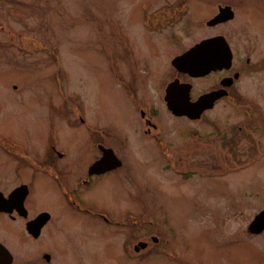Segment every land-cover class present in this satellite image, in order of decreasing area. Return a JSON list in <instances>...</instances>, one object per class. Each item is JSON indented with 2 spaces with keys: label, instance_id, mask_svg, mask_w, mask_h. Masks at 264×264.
Returning <instances> with one entry per match:
<instances>
[{
  "label": "rangeland",
  "instance_id": "1",
  "mask_svg": "<svg viewBox=\"0 0 264 264\" xmlns=\"http://www.w3.org/2000/svg\"><path fill=\"white\" fill-rule=\"evenodd\" d=\"M133 5L125 0H0V191L6 195L25 184L33 191L32 215L39 211L52 215L48 231L36 242L21 234L23 221L11 223L0 215V243L10 249L14 264H36L43 252L52 256L51 264L58 259L73 261L86 252L84 247L89 246V240L90 259L96 260L89 259L90 264H107V260L95 259L101 247L108 249L107 253L117 249L122 261L111 259L108 264H202L218 259V250L213 247L238 242L235 253L239 264H261L264 234L252 238L247 227L264 208V163H249L244 146L240 160L225 158L229 155L218 145L206 120L171 118L163 102L170 57L213 32L201 25L207 16L178 13L179 18L172 21L167 31L151 36L157 46L155 56L142 61L146 36L134 34L142 25L129 21L128 10ZM107 10L110 27L105 20ZM259 25L264 28V18ZM242 26L248 27L234 22L223 29L234 45L238 44L236 39ZM105 34H109L112 54L120 55L112 59V64H124V50L136 54L134 62L142 65L143 72L144 65L151 64L154 73L140 78L137 96L145 108L158 110L159 136L171 146L167 149L171 152L162 154L153 149L150 140L142 138L139 123L129 111L130 96L120 90L121 85L106 77L103 59L96 54L97 49L103 53ZM246 38L242 37L240 44L246 48L253 46ZM261 43L264 46L258 39L256 52L263 57ZM237 54L242 60L244 52ZM252 77L245 75L239 93L251 107L263 110L264 98L258 97L257 81ZM182 79L192 85L193 96L213 84L212 80ZM107 99L109 106L117 109L115 115L121 108L126 111L123 117L112 119L119 123L118 129L125 128L134 134L127 138V151L115 148L126 159L124 168L94 185L99 191H88L83 197L91 199L90 207L105 211L116 222L126 217L125 228H107L101 222L80 217L83 225H75V217L65 210L67 201L62 199L56 180L46 172H34L38 168L35 164L41 161L40 142L44 138L55 142L59 137L58 125L64 130L72 129V118L70 122L58 120L61 108L58 112L56 108L69 111L73 100L80 112L103 116L109 112L103 110L107 108L103 105ZM229 107L234 105L226 101L210 115L227 116ZM70 144L71 138L57 142L67 151ZM22 146L28 159L21 156ZM167 153L172 159L167 158ZM151 237H156L159 244L153 245ZM124 240L126 250L121 245ZM138 241L149 245L138 256L142 262L134 260L133 246ZM62 245L68 249L60 256L56 247L59 250ZM114 257L118 258L117 253Z\"/></svg>",
  "mask_w": 264,
  "mask_h": 264
},
{
  "label": "flooded vegetation",
  "instance_id": "2",
  "mask_svg": "<svg viewBox=\"0 0 264 264\" xmlns=\"http://www.w3.org/2000/svg\"><path fill=\"white\" fill-rule=\"evenodd\" d=\"M209 1H212V3H209ZM125 2L134 4L128 10L130 16L129 21L135 25H142V28H139L136 32H134V34L138 36H146L144 40L142 39L143 47L145 48V56L142 57V61H150L154 58L157 46L154 45L153 38L151 36L162 35V33L167 31L169 26L172 25V21L179 18L178 13H187V15L194 14V16L199 18L207 16L201 21V25H204L207 29L212 30L213 32L204 36L199 40V42L193 44L191 48L205 40L222 38L231 54L230 67L207 71V63L204 64V71H206L205 74L201 77L193 78L189 74L180 72L174 66H172V62L176 58L182 56L191 48L171 56L169 59L170 73L164 80L163 102L166 88L173 82L191 86L190 99L192 102H195L201 96H209L213 94V96H216V99H212L213 102L211 107L205 109L198 120L186 119L189 121L206 120V125L210 128L211 134L218 138V145L224 148L229 155L225 158H231L233 161L240 160V154L242 153L241 148L244 146L246 148L245 150H248L249 153L247 156L249 163H264V118L262 117V112L264 114V108L261 110L260 108L251 107V105H249L244 97L239 93L240 89L242 88L245 75L251 74L254 75L252 78H255L257 81L255 87H257L258 97L264 98V56L262 57L256 52V44L258 39L259 42H264V28L259 25V21L264 18V6H261L262 3L264 4V0H145L141 2L125 0ZM158 4L161 5L158 6ZM226 7L229 8L232 18L228 21H221L210 26L209 23L220 14L221 9ZM109 14L110 11L107 10L105 13V20L106 25L108 26L110 25ZM259 17L261 19H259ZM234 22L239 24V26H241L243 23L247 24L248 26H242L239 29L238 34L240 36L238 39H236L238 43L236 45H234L232 40H230L223 33V29ZM109 27L108 31L110 30ZM105 31L107 30L105 29ZM256 34L258 35V39ZM170 36H172V34ZM242 37H247L246 41L250 42L253 46H248V48L243 47L240 44V42L243 41ZM104 39L105 44L103 53L101 54V52L97 49L96 54H98V57L103 59L104 70L106 69L108 72L106 77L109 79V81L113 80V82L121 85L120 90L126 91V95L130 96L132 106L131 110L129 111L132 114L131 117L137 120L139 123V133H141L142 138L148 139L153 143L152 147L154 150H158V152L160 151L162 154H166V151L171 152L170 150H167L168 148H171V146L164 143L163 139L159 136L161 135V131L158 124V110L149 107L145 108L141 99L137 96L138 89L136 84L141 83L140 78L147 75L152 76L154 73L151 64H145V71L143 72L142 65L134 62L136 54L129 50H124V54L122 55L123 57H121L122 60L124 59L123 65L117 64L116 62L115 64H112V59L117 57L120 58V55L118 56V54H112L109 34H105ZM261 44V48H264L263 43ZM218 46L223 45L219 44ZM238 51L244 52L242 60L238 59ZM120 52L122 53V50ZM214 56L217 55L214 54ZM205 60L208 62L206 57ZM142 74H144V76H142ZM182 78L194 80H212L211 82H213V84L210 87L208 86L209 88L205 89L201 93L193 96L192 85L189 84L188 81H184ZM56 79L57 77L54 78V82H56ZM56 84L57 88H60L59 84ZM226 101L229 104L234 105L233 108L229 107L230 110L227 116L219 114L214 116L210 115L213 111H215L219 104H223ZM71 103L72 107L69 109L70 113L62 107L56 108L57 112L61 108L57 116L58 120L63 118L66 122H70L72 118L71 131L70 129L64 130L58 125L59 132L57 131L56 134H58L59 137L54 139L55 142L51 139L46 140L45 138L40 142L39 148L41 149V153L39 154V158L41 161L40 163L35 164V166L38 168L34 170V172L35 174H40L42 171L46 172L48 176L56 180L58 183V191L61 194L62 199L67 201L65 204L67 205V209L65 208V210L75 217V225H83L82 222L78 220V217H80L94 220L93 222H101L105 224L107 228H110L111 225H117L118 228H125L127 219L126 217L118 222L112 220L107 216L105 211L90 207L88 203L91 201V199H85L83 195H85L88 191H99L100 189H96L94 185H97L99 181L124 168L126 159L124 155L121 156L120 152L115 148H121L123 151H127L129 147V141L127 138L132 137L134 132L125 128L122 130L118 129L119 123H116L113 120H117V117H123L126 115V111H123L122 109L124 108H121V110H119V114L115 115L114 112L117 109H112L111 104L109 106L110 101L107 99L103 104L107 108H103V110L108 109L109 112H106V114L103 113V116L100 113L93 116L92 113L84 114V112H80L79 107L76 106L73 100ZM164 106L166 113L172 118L173 115L167 109L165 102ZM130 113H128L129 116ZM111 120L113 121L114 126L117 128L116 130L112 128ZM241 120L243 124H240ZM220 126H222V128H220ZM224 126L228 127L225 129ZM138 129H136V131ZM61 138L65 142L71 138V144L69 145L70 149H68V151L67 149L61 148L59 145H57V142H59V139ZM52 143H55V145H52ZM25 150L26 149H24L22 146V151L24 152L21 156L23 159H28V155L25 153ZM107 150H111L113 152L118 160H120L121 165L117 169L100 173L98 170L101 169L100 166H97V169L93 167L97 163L101 162L103 158H107ZM71 151L74 152V155L70 154ZM166 156L168 159H172V155L170 156L169 153H167ZM24 185L25 184H21L15 187L6 195H3V193L0 191V194H2V196H4L6 199L10 197V213H0V215L3 217L6 216L11 223L23 221L24 230H20L21 234H24L27 238H30L32 241L36 242L42 239L41 237L43 236L44 231H48L49 225L52 221V215L47 211H39L38 213L32 215V209L30 208L32 204L30 200L33 191H29V189L28 191H17ZM261 213H264V208H262L257 214L253 216L247 227V233L253 235L252 238H258L264 234V229L261 232L255 234L251 233L249 230L251 223ZM42 214L48 215V220L45 222L42 228L36 232L32 228L31 223H33V221ZM259 229L260 228L257 227L254 230L258 231ZM108 240L109 239H107L105 242L109 244L110 242H108ZM150 241L153 245L159 244V241L156 237H151ZM122 244L123 249L126 250L125 240L123 243L121 242V245ZM238 245V242H228L226 245L221 247H213L214 249L218 250L216 252L219 256L218 259H208V263L202 264H239L235 253V249L238 247ZM59 247L60 249L58 250V247H56V250L58 255L62 256L67 252L65 250L68 249V247L63 245ZM148 247V243L138 241L133 246V253L137 256V258L135 256L134 260L142 262V258L138 256ZM44 248L48 249L46 247ZM89 248L90 240L89 246L86 244L84 247L86 252H82L79 259L78 256L75 258V260H68L67 262H65L63 259L60 261L58 259L56 264H72L74 261V264H90L89 259L92 254L88 252L87 249ZM6 249L8 250L11 257L10 264H14V259L10 253V249L7 247ZM101 250L102 251L99 252L98 257H94L98 261L101 259L107 260L108 264L109 260L117 259L119 262H122L119 258L117 249L115 250V253H107L108 249L105 247L104 249L101 247ZM116 253L118 258L114 257ZM70 255L72 256V253ZM124 255H126V257H123V259H126L127 254L124 253ZM51 259L52 256L50 254L43 252L37 259L36 264H51ZM95 264L99 263L96 262ZM261 264H264V255L261 256Z\"/></svg>",
  "mask_w": 264,
  "mask_h": 264
},
{
  "label": "water",
  "instance_id": "3",
  "mask_svg": "<svg viewBox=\"0 0 264 264\" xmlns=\"http://www.w3.org/2000/svg\"><path fill=\"white\" fill-rule=\"evenodd\" d=\"M232 18L229 8L220 10V14L209 23L210 26L215 25L221 21H228ZM222 44L223 46H218ZM217 55V56H214ZM208 60L206 62L205 60ZM231 62V54L222 38H215L205 40L188 50L182 56L176 58L172 62L178 71L187 73L191 77H201L205 74L204 64L208 63L207 71L217 70L222 68H229ZM190 85L178 84L176 82L167 86L165 91L164 102L169 112L177 118L185 117L189 120H198L205 109L211 107L212 102L216 99L213 94L209 96H201L195 102L190 99ZM213 99V100H212ZM212 100V101H211ZM107 158H103L101 162L97 163L93 168L98 169L100 173L114 170L120 167L121 162L113 154L111 150L106 151ZM17 191H28L26 186L19 188ZM10 197L5 199L0 194V212L10 213L9 211ZM48 220V215L42 214L31 223L34 231H39L45 222ZM259 227L258 231L254 229ZM264 229V213L259 214L256 219L249 226L251 233H259ZM11 257L8 251L0 245V264H10Z\"/></svg>",
  "mask_w": 264,
  "mask_h": 264
}]
</instances>
